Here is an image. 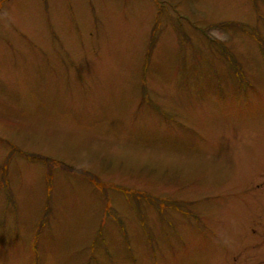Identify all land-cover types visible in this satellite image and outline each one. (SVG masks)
<instances>
[{"label": "rangeland", "instance_id": "1", "mask_svg": "<svg viewBox=\"0 0 264 264\" xmlns=\"http://www.w3.org/2000/svg\"><path fill=\"white\" fill-rule=\"evenodd\" d=\"M0 264H264V0H0Z\"/></svg>", "mask_w": 264, "mask_h": 264}]
</instances>
